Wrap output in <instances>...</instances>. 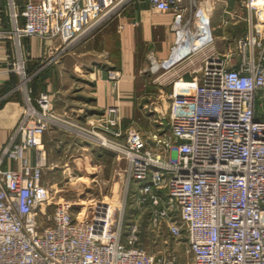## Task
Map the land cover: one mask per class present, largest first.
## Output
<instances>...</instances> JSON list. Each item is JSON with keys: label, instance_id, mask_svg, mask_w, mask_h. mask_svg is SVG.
Segmentation results:
<instances>
[{"label": "built area", "instance_id": "2783aa9c", "mask_svg": "<svg viewBox=\"0 0 264 264\" xmlns=\"http://www.w3.org/2000/svg\"><path fill=\"white\" fill-rule=\"evenodd\" d=\"M137 1L6 0L5 12L14 38L47 39L51 55ZM147 1L159 11L180 2ZM245 7L248 30L235 48L206 55L197 80L179 78L167 123L158 115L145 134L123 130L116 105L92 115L56 110L47 92L34 95L27 85L26 59L6 61L4 71L20 76L24 107L0 149V264H264V0ZM206 20L195 24L200 44L210 37ZM54 130L124 162L120 199L75 212L42 181L41 138ZM4 157L13 167L2 166ZM127 198L134 211L123 224ZM140 234L151 250L139 245Z\"/></svg>", "mask_w": 264, "mask_h": 264}, {"label": "crops", "instance_id": "0c3cea01", "mask_svg": "<svg viewBox=\"0 0 264 264\" xmlns=\"http://www.w3.org/2000/svg\"><path fill=\"white\" fill-rule=\"evenodd\" d=\"M25 1L16 0L19 5ZM5 4L6 0H0V149L12 139L24 107L21 90L17 88L20 76L4 71L8 60L19 56L26 59V73L32 77L40 74L43 79L36 82L40 79L34 77L27 85L34 93L47 92L56 110L92 115L116 105L125 130L131 127L136 114V82L149 81L153 71L158 73L152 76V82H167L174 75L183 80L192 77L197 80L200 73L196 70L206 55L233 50L235 41L248 30L245 0H180L178 7L167 11L156 10L147 0L131 2L113 19L112 28L106 26L109 29L106 36L113 37V42L104 49L109 57L69 65L75 82H49L55 76L62 78L65 71L62 62L42 63L50 56L49 40L35 36L14 38ZM204 17L210 37L200 44L195 24ZM192 47L189 53L188 48ZM172 59L177 62L166 67ZM235 62L236 57H232L233 65ZM149 63L153 64L151 68ZM108 70L117 74L116 81L108 78ZM138 130L142 134L149 131ZM51 134H57L59 139L52 138L48 143L45 138ZM41 141L46 152L50 146L57 151L83 148L55 130L44 133ZM27 155L30 161L34 160L32 150ZM13 165L7 157L2 159L4 168Z\"/></svg>", "mask_w": 264, "mask_h": 264}, {"label": "rangeland", "instance_id": "374dc122", "mask_svg": "<svg viewBox=\"0 0 264 264\" xmlns=\"http://www.w3.org/2000/svg\"><path fill=\"white\" fill-rule=\"evenodd\" d=\"M117 17V15L112 17L105 24L92 31L93 33L96 31L94 35L91 33L71 48L65 49L59 54H51L48 58H45L42 62L44 64L48 61L57 62L60 60L65 70L62 73V78L59 79L55 76L49 82H75L72 76L73 73L69 71L71 70L69 65L95 59L103 61L104 58L109 57L105 48L106 45L113 42V37H110V35L106 36V32L109 30L108 27L112 28L113 21ZM108 24L109 26L106 28ZM172 62L177 61H173V59L167 61L166 67H172ZM152 63L148 64L149 68L152 67ZM11 73L14 74V72ZM157 73V71H153L149 81L147 80L148 82H136V114L131 122V127L148 131L155 127L154 122L158 115L162 117L161 121L163 124L167 123L170 101L168 95L173 90L181 89L182 86L176 75L168 79L169 81L167 82H152L153 77ZM39 75L35 73V76H31L29 82L32 79L34 80V77L36 80ZM39 79L36 82H43L41 77ZM19 80L21 81V79ZM22 86H17V88L21 90ZM20 93L22 95V91ZM37 93L33 92L34 95ZM55 137L59 139L57 134L47 135L45 141L51 143L49 140ZM62 138L64 140L65 137ZM80 145L83 144L80 143ZM58 150L50 146V150L46 152L47 167L44 169L42 181L53 184L57 189V196L73 202L75 212L82 209V204H89L92 200L117 201L122 197L125 184V176L122 170L125 164L122 160L115 158L113 153L103 151L97 147L75 148L68 151H63L62 148H59ZM133 211V202L130 203L127 198L123 213V224L128 222ZM87 212L88 210L80 214L79 217L83 218ZM141 233H143L142 230ZM138 243L148 250L153 247L151 238L146 234L139 235Z\"/></svg>", "mask_w": 264, "mask_h": 264}, {"label": "water", "instance_id": "95a60500", "mask_svg": "<svg viewBox=\"0 0 264 264\" xmlns=\"http://www.w3.org/2000/svg\"><path fill=\"white\" fill-rule=\"evenodd\" d=\"M97 28H98V27H97ZM97 28H95V29H97ZM95 29H93L92 31H94ZM92 31H91L89 34L93 33Z\"/></svg>", "mask_w": 264, "mask_h": 264}]
</instances>
